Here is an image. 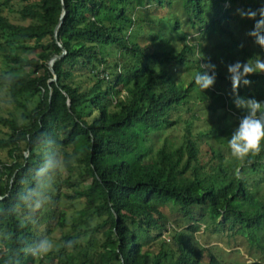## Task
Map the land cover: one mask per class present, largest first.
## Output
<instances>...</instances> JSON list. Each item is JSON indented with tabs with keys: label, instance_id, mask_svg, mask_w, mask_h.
Listing matches in <instances>:
<instances>
[{
	"label": "trees",
	"instance_id": "trees-1",
	"mask_svg": "<svg viewBox=\"0 0 264 264\" xmlns=\"http://www.w3.org/2000/svg\"><path fill=\"white\" fill-rule=\"evenodd\" d=\"M179 1L192 33L175 51L130 40L134 0H0V101L7 99L0 105L7 155L0 161V264H247L242 255L226 262L217 245L203 248L186 235L200 225L228 248L244 240L264 253V143L243 159L225 156L235 126L209 125L201 115L209 120L224 101L236 109L230 74L215 65V84L202 91L194 77L212 58L193 42L202 35L208 51L207 39L219 33L242 43L260 17L237 10L256 11L264 0ZM63 5L60 48L54 30ZM247 42L264 59L254 38ZM158 43L171 42L160 36ZM63 50L53 66L57 81L49 83L48 62ZM247 79L239 95L264 102V75ZM48 160L54 166L44 170ZM55 214L58 247L34 257L26 250L45 237L38 225Z\"/></svg>",
	"mask_w": 264,
	"mask_h": 264
},
{
	"label": "rangeland",
	"instance_id": "rangeland-1",
	"mask_svg": "<svg viewBox=\"0 0 264 264\" xmlns=\"http://www.w3.org/2000/svg\"><path fill=\"white\" fill-rule=\"evenodd\" d=\"M263 1V0H262ZM154 2V1H153ZM146 1L144 0H134L133 5L136 6V25L129 31L130 35V40L132 42H137L140 45H148L152 46L154 49L161 47V49H165L167 47H170L172 49H175V51H179L184 44V41L180 40L184 33H192V30L190 29V25L187 21V18L185 16V13H183L182 9L180 8V1L179 0H162L160 6H155V4H149L146 5ZM14 8L18 7V4L13 2ZM234 11L238 9L237 6H233ZM6 15L9 17V19L13 23H18V24H28L27 21H21L18 16L14 13H6ZM206 18H209L208 16ZM211 18V17H210ZM208 20V19H207ZM179 22V30H175V22ZM219 24V22H217ZM224 26V25H223ZM215 34L219 31V27L217 24L213 26ZM194 31H197L194 29ZM217 31V32H216ZM249 32V29L246 28V32L244 36L246 37L245 40L242 39L241 42H236L234 39L231 37H223V35H220L219 33L217 36L210 37L207 39V44H208V51L204 47V40L202 38V35L198 34L195 36L193 42H196V40L199 41L200 44H202V48L204 51L208 53V57L212 58V64L218 65V67H221L224 65V67L221 68V71H226L227 74V66L229 64L235 63L236 61H241V62H246L249 59H252L256 56H260L262 60L263 57L258 54L256 51V48L254 45L250 44L248 41V36L246 33ZM162 36L165 38L167 41H170L168 45H163L159 44V37ZM188 38H191L189 35ZM197 43V42H196ZM236 44L237 47H229V45ZM239 44V45H238ZM240 44L244 45V49L246 52L249 54L250 57L246 56L243 54L242 50L240 48ZM107 51H114L113 47H109ZM229 60V61H228ZM229 63H228V62ZM228 64V65H227ZM227 65V66H226ZM194 70V68H193ZM264 75V73H261ZM3 95V94H2ZM6 96L3 95L0 105L4 106L6 105ZM208 101H215L216 99H213L211 96L210 100ZM215 105V104H214ZM215 108L219 111L218 113L216 112L215 114H209L210 118L208 120V117L206 115H201L202 119L201 120H206V124L213 125L216 124V127H222L226 126L225 128H235L236 124L238 123L239 119L242 117L244 114L243 109H233L230 108L228 103L224 101L223 103H217L215 105ZM206 110V109H204ZM227 112V113H226ZM181 134V128H177L173 133H169L167 135V138L169 140H173V136H177ZM159 137V136H158ZM165 136H160L161 143L163 142V138ZM180 139V138H178ZM155 144L157 141L155 140ZM235 158L232 154L231 151L228 152L226 151L225 156H228ZM0 161L1 162H6L7 161V155L6 152L0 151ZM61 210H66L68 215H70L73 212V208L71 206L67 205L65 201H61L59 205ZM78 209H80V206H77ZM251 209L248 207L247 212H249ZM57 216L56 214L51 218V219H45L43 220L39 225H38V231H40L44 236H47L54 244V248L58 247V240L61 236V230L56 226V219ZM170 225L172 227H175L176 224L170 221ZM181 229H187V226L184 225L183 227H179L176 230L180 231ZM50 231V232H49ZM49 232V233H48ZM186 235L191 236L195 240H198L202 245L203 248L207 246H215L217 245V249L214 250V252L218 253H223L225 254V259L226 262L229 260H237V261H242V258H240V255L245 257L246 263L250 262H261L264 264V253L259 251V250H250L249 246L246 241L244 240H239L235 244L231 241V244H233L235 247L234 250L240 249L241 253L238 255H233L229 256L228 253H230L231 250H233L232 246L231 248H228V246L225 245L226 240L220 239L216 236H209V235H204L203 233V225H200L199 229L192 232V231H187ZM200 235H204L203 237L200 238ZM163 237L165 241H169L170 237L169 234L167 235L166 233L163 234ZM238 244V245H237Z\"/></svg>",
	"mask_w": 264,
	"mask_h": 264
},
{
	"label": "clouds",
	"instance_id": "clouds-1",
	"mask_svg": "<svg viewBox=\"0 0 264 264\" xmlns=\"http://www.w3.org/2000/svg\"><path fill=\"white\" fill-rule=\"evenodd\" d=\"M241 17L256 20L257 14L259 19L256 20L253 29L246 33L247 36L254 38V41L261 49H264V8L256 11L251 9L237 10ZM203 72H198L195 77V83L203 90L211 88L216 80V66L210 61L202 63ZM227 71L230 74L232 85L233 103L237 109H243L244 114L239 119L238 127L231 133L228 139V147L231 154L243 159L250 153H258L261 151L262 143H264V102L254 98H245L239 95L238 90L241 84L248 86L251 81L248 76L254 73H264V60L260 56H256L246 62L236 61L227 66ZM209 72L212 74L210 75ZM53 161L48 160L44 164V170L53 167ZM42 204L37 201L34 205V210L39 209ZM74 241H68L66 247H72ZM54 248L53 242L45 236L30 246L26 251L31 255L45 256Z\"/></svg>",
	"mask_w": 264,
	"mask_h": 264
},
{
	"label": "water",
	"instance_id": "water-1",
	"mask_svg": "<svg viewBox=\"0 0 264 264\" xmlns=\"http://www.w3.org/2000/svg\"><path fill=\"white\" fill-rule=\"evenodd\" d=\"M66 14H67V11H66V9H65V7H64V5H63V11H62V14H61V17H60V21H59L58 25L55 27V30H54V38L56 39V42H57V44H58V46H59L60 48H61L62 46H61V44L57 41V34H58L59 28H60V26H61V24H62V22H63L64 17H65ZM65 55H66V51L63 50L62 53H61L60 55H55V56H53V57L50 59V61L48 62L49 71L53 74V79L50 80L49 83H51V82H56V81H57V77H56V75H55V73H54L53 66H54V63H55L57 60L61 59V58L64 57ZM67 104H68V107H69V106H70V101H69V100H68ZM26 156H27V153H26Z\"/></svg>",
	"mask_w": 264,
	"mask_h": 264
}]
</instances>
